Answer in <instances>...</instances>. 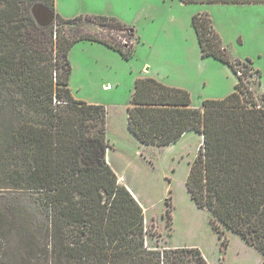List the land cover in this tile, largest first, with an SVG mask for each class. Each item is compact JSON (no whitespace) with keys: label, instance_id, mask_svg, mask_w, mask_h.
Segmentation results:
<instances>
[{"label":"trees","instance_id":"obj_1","mask_svg":"<svg viewBox=\"0 0 264 264\" xmlns=\"http://www.w3.org/2000/svg\"><path fill=\"white\" fill-rule=\"evenodd\" d=\"M36 1L54 12L55 30L36 24ZM84 20L132 33L114 17L64 18L55 0H0V264H209L196 247L145 246L143 208L106 158L105 107L74 98L68 86L75 43L99 42L125 59L134 47L89 29L64 36L62 25ZM191 24L201 57L236 75L234 90L193 107L188 90L139 77L127 128L144 144L201 135L186 179L191 198L209 212L224 249L226 228L264 257V105L250 86L261 73L249 59H230L208 12Z\"/></svg>","mask_w":264,"mask_h":264},{"label":"rangeland","instance_id":"obj_2","mask_svg":"<svg viewBox=\"0 0 264 264\" xmlns=\"http://www.w3.org/2000/svg\"><path fill=\"white\" fill-rule=\"evenodd\" d=\"M56 4V11L65 18L102 15L135 29L132 38L127 30L84 20L81 26L62 25L61 31L71 37L89 29L134 47L125 59L99 42L75 43L68 55V86L74 98L105 107L110 146L106 157L116 175L124 178H118L119 183L129 187L143 208L145 246L160 250L196 247L209 264H261L263 256L226 228L224 249L209 212L197 208L187 190L186 179L201 135L187 131L173 144H144L127 128V106L139 77L188 90L193 107L232 92L236 75L230 67L200 55L190 21L201 8L179 0H56ZM203 9L209 12L230 59H249L260 71L259 83L252 77L250 86L256 101L264 105V5L209 3ZM51 26L54 30L59 26L56 18ZM135 40L139 41L133 45ZM5 85L8 94L10 84Z\"/></svg>","mask_w":264,"mask_h":264},{"label":"water","instance_id":"obj_3","mask_svg":"<svg viewBox=\"0 0 264 264\" xmlns=\"http://www.w3.org/2000/svg\"><path fill=\"white\" fill-rule=\"evenodd\" d=\"M30 12L36 24L40 27L50 26L55 19L54 12L40 1H36L31 5Z\"/></svg>","mask_w":264,"mask_h":264},{"label":"crops","instance_id":"obj_4","mask_svg":"<svg viewBox=\"0 0 264 264\" xmlns=\"http://www.w3.org/2000/svg\"><path fill=\"white\" fill-rule=\"evenodd\" d=\"M180 1V0H179ZM182 4H184V2H182V1H180ZM216 3H221V2H216ZM229 3H231V2H229ZM194 4H196L197 6H199L201 9L200 10H198L196 13H200V12H208L206 9H203V7H204V5H206V4H209V3H194ZM225 4H228V3H225ZM232 4H245V3H232ZM247 4H260V5H264V2H259V3H247ZM56 6H57V4H56V0H55V11H56ZM56 13H58L57 11H56ZM59 14V13H58ZM208 14H209V12H208ZM60 15V14H59ZM210 15V14H209ZM60 16H62V15H60ZM63 17V16H62ZM65 18V17H64ZM191 18H192V16H191ZM190 23H191V21H190ZM127 25V24H126ZM128 26V25H127ZM191 27H192V24H191ZM193 28V27H192ZM194 30V29H193ZM194 32H195V30H194ZM196 34V33H195ZM131 35H132V38L133 37H136V34H135V29H133L132 28V33H131ZM196 38H197V36H196ZM138 42L139 40H135V41H133V45H134V43L135 42ZM91 42V41H90ZM197 42H198V40H197ZM198 46H199V44H198ZM109 48V47H108ZM111 49V48H110ZM113 50V49H112ZM200 50V49H199ZM236 82H237V78H236ZM235 82V83H236ZM233 90H234V88H233ZM232 90V91H233ZM231 93V92H230ZM186 134V133H185ZM184 134V135H185ZM183 135V136H184ZM107 158V157H106ZM107 161H108V163H109V160L107 159ZM110 164V163H109ZM111 166V165H110ZM118 178H119V180H121V181H124V178L122 177V176H118ZM122 178V179H121ZM126 186V185H125ZM128 189H129V187L128 186H126ZM130 190V189H129ZM263 259H264V257H263Z\"/></svg>","mask_w":264,"mask_h":264},{"label":"bare ground","instance_id":"obj_5","mask_svg":"<svg viewBox=\"0 0 264 264\" xmlns=\"http://www.w3.org/2000/svg\"><path fill=\"white\" fill-rule=\"evenodd\" d=\"M122 179V178H121Z\"/></svg>","mask_w":264,"mask_h":264}]
</instances>
